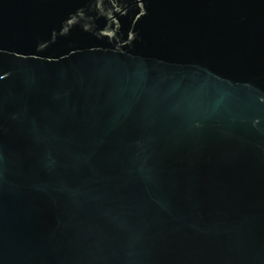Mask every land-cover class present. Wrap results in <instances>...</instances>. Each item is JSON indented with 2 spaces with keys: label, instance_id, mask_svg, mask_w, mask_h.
Returning <instances> with one entry per match:
<instances>
[{
  "label": "water",
  "instance_id": "1",
  "mask_svg": "<svg viewBox=\"0 0 264 264\" xmlns=\"http://www.w3.org/2000/svg\"><path fill=\"white\" fill-rule=\"evenodd\" d=\"M0 264H264V0H0Z\"/></svg>",
  "mask_w": 264,
  "mask_h": 264
}]
</instances>
